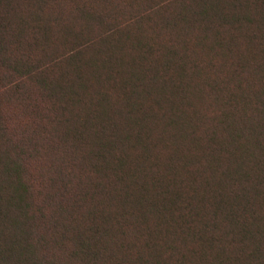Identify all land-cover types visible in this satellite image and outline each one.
Listing matches in <instances>:
<instances>
[{
  "label": "trees",
  "instance_id": "16d2710c",
  "mask_svg": "<svg viewBox=\"0 0 264 264\" xmlns=\"http://www.w3.org/2000/svg\"><path fill=\"white\" fill-rule=\"evenodd\" d=\"M22 2L0 22V264H264V0H165L170 43L113 24L84 59L52 56L82 24L60 0Z\"/></svg>",
  "mask_w": 264,
  "mask_h": 264
},
{
  "label": "rangeland",
  "instance_id": "374dc122",
  "mask_svg": "<svg viewBox=\"0 0 264 264\" xmlns=\"http://www.w3.org/2000/svg\"><path fill=\"white\" fill-rule=\"evenodd\" d=\"M164 2L165 0H60V19L68 20L67 18H77L78 22L80 24L82 22V24L76 28L70 36L66 38L60 37L58 43H55V46L53 44V47H56V50L52 56L60 57V59H62V57L69 53L72 49L79 48L80 58H86L93 51V48L90 47V45H94L96 43L93 41L98 38V36L102 34L109 25L113 24L115 29L120 28L121 30L142 28L141 31L143 36L149 39V45H154V43L156 45V41L168 42L164 35L155 38V31L153 30V27H160V22L154 20L156 19L155 15L161 11L162 14H166L168 11L164 7ZM7 5H11V7L8 8L7 11L2 10ZM23 5L24 2H22V0H0V22L4 25L9 22L8 27H12L13 17L19 15L20 7ZM86 8H90V10L94 12V15L87 16L80 13V10ZM139 13H142L143 15L148 14L147 17L144 16L147 30L143 23L141 25L133 23L134 20L139 17L137 16ZM150 13H153V16H151ZM8 27L6 35L10 32ZM7 37L11 38V36ZM193 42V40L190 41L189 49L187 51L188 56L192 55ZM168 43H170V41ZM79 44L81 45L78 46ZM105 44H107L106 41ZM128 51L131 52L132 50L128 48ZM19 52L24 53L26 57L29 55L27 47L25 46H22V48L19 49ZM38 56L41 55L38 53ZM30 59L33 60L32 58ZM2 72L3 69L0 70V73ZM197 97H200V99H195L194 96L190 97V102L196 104L198 108L203 110L202 112L210 114L217 108V104L207 99L208 97L204 88L201 94ZM5 104L7 106L10 105L9 103Z\"/></svg>",
  "mask_w": 264,
  "mask_h": 264
}]
</instances>
